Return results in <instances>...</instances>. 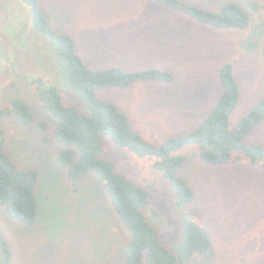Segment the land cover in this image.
I'll list each match as a JSON object with an SVG mask.
<instances>
[{
  "label": "rangeland",
  "instance_id": "374dc122",
  "mask_svg": "<svg viewBox=\"0 0 264 264\" xmlns=\"http://www.w3.org/2000/svg\"><path fill=\"white\" fill-rule=\"evenodd\" d=\"M184 1L213 10L231 1L251 12L245 0ZM255 1L253 23L264 18V0ZM39 5L56 32L73 37L91 68L157 67L173 74L169 83L141 80L127 89L96 91L99 98L123 109L134 131L152 144L193 130L210 113L222 91L224 63L233 64L241 88L231 113L233 124L264 98V53L240 48L248 29L199 23L154 0H39ZM6 21L7 17L0 18V49L7 46L10 52L12 43L23 49L25 35L13 23L8 29ZM43 38L45 45L30 46L26 58L18 61L17 73L6 69L7 61L0 68V108H9L11 100L18 98L33 114L27 125L12 114L0 120L6 150L21 169H36L40 175L35 186L36 221L22 223L0 206V238L8 241L11 264H124L128 232L102 181L89 174L74 186L55 162L61 149L53 136L57 119L43 107L39 85L33 84L38 77L51 79L58 67L54 46ZM260 43L264 47V38ZM64 92L67 103L88 113L80 100H74L78 96ZM39 122H44V129ZM248 139L264 146V123ZM199 148L189 145L179 152L186 158L179 175L195 191L193 201L181 209L169 180L150 165L151 158L108 143L102 157L149 192L148 221L170 249L181 241L179 220L186 210H192L194 220L211 231L213 254L195 255L185 264H264V165H251L247 159L208 164Z\"/></svg>",
  "mask_w": 264,
  "mask_h": 264
},
{
  "label": "trees",
  "instance_id": "16d2710c",
  "mask_svg": "<svg viewBox=\"0 0 264 264\" xmlns=\"http://www.w3.org/2000/svg\"><path fill=\"white\" fill-rule=\"evenodd\" d=\"M34 14L35 26L54 46L57 70L51 79L35 78L37 93L43 107L57 122L54 139L61 145L55 162L66 171V178L77 185L89 174L102 181L109 201L128 232L124 264H185L195 255L209 257L213 254L211 231L194 220L192 210L180 217L181 241L175 250L161 241L158 229L149 223V192L136 184L116 165L102 157L105 145L122 148L151 158L150 165L169 180L177 208L190 204L195 191L179 175L186 158L179 152L189 145H199L201 159L212 165H221L247 159L251 165H264V146L249 141L251 133L264 123V98L255 102L242 118L233 124L231 113L237 107L241 88L232 63H224L220 69L222 91L210 113L191 131L170 137L160 145L147 141L134 131L132 123L118 105L99 98L97 89L118 87L127 89L141 80L173 81V74L157 67L127 71L120 66L94 69L88 66L77 50L76 42L69 34L58 33L38 7V0H26ZM167 7L180 10L195 21L219 29L247 30L240 39L244 52H262L264 18L252 22L257 3L245 0L251 12L236 2L227 1L217 9H206L184 0H154ZM73 92L77 100L87 108L82 113L65 101ZM71 98V96H69ZM70 100V99H69ZM71 101V100H70ZM7 114L24 125L33 121V114L20 99L13 98L9 108H0V120ZM44 129V122H39ZM5 132L0 125V206L14 219L33 224L38 214L35 186L40 175L36 169H21L8 154ZM8 241L0 238V264H11Z\"/></svg>",
  "mask_w": 264,
  "mask_h": 264
},
{
  "label": "flooded vegetation",
  "instance_id": "af4514ba",
  "mask_svg": "<svg viewBox=\"0 0 264 264\" xmlns=\"http://www.w3.org/2000/svg\"><path fill=\"white\" fill-rule=\"evenodd\" d=\"M38 7L40 8L39 0ZM25 8L27 11L25 10L24 12L23 9ZM3 16L5 18L7 17V28L12 23L15 24V26L19 28L18 30H20V32L25 35V40L27 42L23 49H19L13 43L10 44V52H6L5 49L7 48V46L0 49V68L7 61L8 66L6 67V69L10 68L13 73H17L18 61L26 58L25 54H28L27 51L29 50L30 46L38 45L41 43L45 45L42 41L43 34L37 30L35 26L33 11L26 0H0V18H3ZM11 34L12 32L9 33V35Z\"/></svg>",
  "mask_w": 264,
  "mask_h": 264
}]
</instances>
